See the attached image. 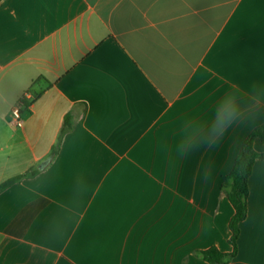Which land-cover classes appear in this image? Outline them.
Wrapping results in <instances>:
<instances>
[{"label": "crops", "instance_id": "0c3cea01", "mask_svg": "<svg viewBox=\"0 0 264 264\" xmlns=\"http://www.w3.org/2000/svg\"><path fill=\"white\" fill-rule=\"evenodd\" d=\"M263 123L264 0H0V184L37 172L0 193V264L232 252L221 186ZM247 205L224 264H264V159Z\"/></svg>", "mask_w": 264, "mask_h": 264}, {"label": "trees", "instance_id": "16d2710c", "mask_svg": "<svg viewBox=\"0 0 264 264\" xmlns=\"http://www.w3.org/2000/svg\"><path fill=\"white\" fill-rule=\"evenodd\" d=\"M35 96L37 95L34 94V98ZM21 101L24 107L28 108L32 100L21 99ZM70 128L71 123L69 118H66L57 144L52 149L51 156L56 155L63 135ZM256 140H259L264 144V123L255 127L250 132L244 141L230 172L223 180L221 190L225 193L234 209L233 216L229 222V229L231 232L229 243L233 250L230 253H226L217 247L212 246L208 249L196 251V255L209 264H224L229 262L237 255L240 224L246 219L248 213L247 199L249 196V179L256 160L264 159V152L261 153L255 149L254 144ZM36 173V171H32L28 174L8 179L7 181L0 184V193L6 188L10 187L12 184L22 180L27 176H33Z\"/></svg>", "mask_w": 264, "mask_h": 264}, {"label": "built area", "instance_id": "2783aa9c", "mask_svg": "<svg viewBox=\"0 0 264 264\" xmlns=\"http://www.w3.org/2000/svg\"><path fill=\"white\" fill-rule=\"evenodd\" d=\"M21 99H27V100L32 99L31 92H29V91L25 92ZM21 99L12 111V120H13L14 125H16L17 127L23 126L21 109L24 107V105H23Z\"/></svg>", "mask_w": 264, "mask_h": 264}]
</instances>
